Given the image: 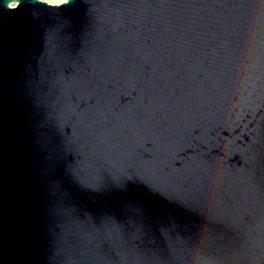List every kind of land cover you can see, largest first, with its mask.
Masks as SVG:
<instances>
[{
  "label": "water",
  "instance_id": "95a60500",
  "mask_svg": "<svg viewBox=\"0 0 264 264\" xmlns=\"http://www.w3.org/2000/svg\"><path fill=\"white\" fill-rule=\"evenodd\" d=\"M0 264H264V0H0Z\"/></svg>",
  "mask_w": 264,
  "mask_h": 264
},
{
  "label": "rangeland",
  "instance_id": "374dc122",
  "mask_svg": "<svg viewBox=\"0 0 264 264\" xmlns=\"http://www.w3.org/2000/svg\"><path fill=\"white\" fill-rule=\"evenodd\" d=\"M41 1L46 2L47 4H51V5H58V4L66 2L67 0H41Z\"/></svg>",
  "mask_w": 264,
  "mask_h": 264
}]
</instances>
